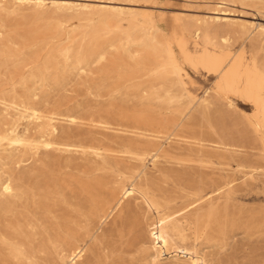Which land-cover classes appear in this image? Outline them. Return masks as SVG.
<instances>
[{"label": "rangeland", "instance_id": "rangeland-1", "mask_svg": "<svg viewBox=\"0 0 264 264\" xmlns=\"http://www.w3.org/2000/svg\"><path fill=\"white\" fill-rule=\"evenodd\" d=\"M40 2L0 0V264H264V0Z\"/></svg>", "mask_w": 264, "mask_h": 264}, {"label": "bare ground", "instance_id": "bare-ground-1", "mask_svg": "<svg viewBox=\"0 0 264 264\" xmlns=\"http://www.w3.org/2000/svg\"><path fill=\"white\" fill-rule=\"evenodd\" d=\"M25 1H27V0H20L21 3H24ZM43 2H44V0H41V2L39 4H36V5L37 6H41V5H43ZM24 5H25V3H24ZM239 91H240V86H239L238 83H236L234 92H239ZM233 93L225 95V98L228 101H230L231 103L233 102V100L231 99L230 95L233 94ZM204 103L206 104L207 102L204 100ZM254 106H255V110L257 111L258 110V104H257L256 101L254 102ZM29 117L31 119V122L34 123V124H37V125H40V126H43V125L47 124L50 128H53L52 120L47 118L42 112H40L38 110H32V113H31V115ZM253 119L255 120V125H256L257 130L262 132L263 138H264V129H263V126L261 124V121L259 120V117H258L257 113L255 115H253ZM41 137L43 138V140H40V142H38V143H42L45 146H49V145L52 144V142L48 138H46L45 132H44V134H42ZM5 190L6 191H11L12 190V187H11V185L9 183H7L5 185ZM126 192L133 193L134 189L133 188L126 189ZM175 214H176V212H174V213H167L166 212V213H163V214L158 213L157 221L154 224V232H153L154 240L157 241L156 242V246H159L160 249H162V250L167 249V243L169 242V240L167 238V235H166V232H165L166 231V226H167V224L169 223V221L172 219V217ZM81 253H82V250H80L79 248H76L75 251L73 252L74 258H76V257L80 258L82 256V255H80ZM192 260H193L194 263H198V257L196 255H193Z\"/></svg>", "mask_w": 264, "mask_h": 264}]
</instances>
